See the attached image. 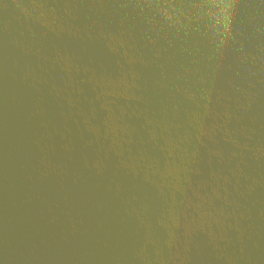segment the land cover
I'll return each mask as SVG.
<instances>
[{
  "label": "water",
  "instance_id": "water-1",
  "mask_svg": "<svg viewBox=\"0 0 264 264\" xmlns=\"http://www.w3.org/2000/svg\"><path fill=\"white\" fill-rule=\"evenodd\" d=\"M0 264H264V0H0Z\"/></svg>",
  "mask_w": 264,
  "mask_h": 264
}]
</instances>
